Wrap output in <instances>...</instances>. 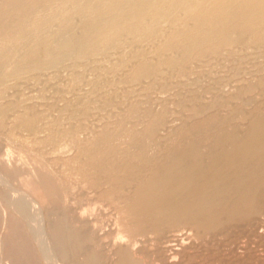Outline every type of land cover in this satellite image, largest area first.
I'll use <instances>...</instances> for the list:
<instances>
[{
  "label": "rangeland",
  "instance_id": "374dc122",
  "mask_svg": "<svg viewBox=\"0 0 264 264\" xmlns=\"http://www.w3.org/2000/svg\"><path fill=\"white\" fill-rule=\"evenodd\" d=\"M77 1L28 0L21 6L22 18L19 15L9 29L0 24V264H264V188L262 196L257 190L255 200L238 205L251 204L246 217L223 215L208 226L195 216L181 224L180 216L172 213L147 223L131 209L138 185L156 182L171 158L183 156L172 171L176 176L187 172L196 158L205 159L203 169L208 170L212 161L231 151L226 134L255 131L254 142L263 141L264 21L247 30L235 25L237 33L226 32H235L236 38L230 37L239 36L237 42L199 57L210 47L203 43L181 65L170 67L187 37L201 31L196 10L216 12L231 0H161L153 14L146 12L141 19H133L137 13L130 10L131 0L122 8L109 0L108 17L116 15L111 23L97 25L90 45L78 49L62 43L71 49L61 51L65 33L73 34L79 22H85L76 12ZM3 3L0 0V14ZM97 9L92 13L103 18L105 13ZM122 10L128 17L120 16ZM183 29H193V34L179 37ZM146 63H153L155 70L140 74ZM245 83L249 86L240 89ZM160 115H166L165 126L170 120L180 126L170 133L162 123L151 135ZM262 157L247 165L248 175L264 172ZM204 175L194 174L193 182ZM237 178L216 184V193H208L203 206L224 205L234 183L242 180ZM46 183L53 188L42 186ZM174 231L184 234L182 245L173 241Z\"/></svg>",
  "mask_w": 264,
  "mask_h": 264
},
{
  "label": "bare ground",
  "instance_id": "6f19581e",
  "mask_svg": "<svg viewBox=\"0 0 264 264\" xmlns=\"http://www.w3.org/2000/svg\"><path fill=\"white\" fill-rule=\"evenodd\" d=\"M25 1H28V0H4V3L5 4V8L3 9V13L0 14V24L2 26V24L4 25V27L6 28L7 26L9 27V25L12 24V22H14L15 20L18 19V16L22 15V10H21V6L23 7V4ZM37 1V0H35ZM77 1V0H76ZM80 0L77 1V9H76V12L80 13L81 15H83L85 17V22L84 23H80L79 22V25L76 27V32H73L72 33H65L66 35H61V38L62 36L64 37L62 39V42L60 43L62 45V43L65 45V44H71L73 46V48H80L81 49L86 45V44H89L91 43V36L95 33V30H96V27H98L97 25L98 24H106L107 26L111 23L112 21V17L116 16L114 14V16H112L111 18L108 17V1L109 0ZM112 1V0H111ZM163 1V0H162ZM162 1L160 0H131L130 2V10L132 9L133 11L135 10L136 13H137V16L133 19H141L142 17V14L146 13V12H149L151 14H153V11L155 10V7L157 6L158 7V4L159 2L162 3ZM199 0L195 1V2H198ZM209 1V0H208ZM216 1V0H215ZM214 1V2H215ZM220 1H225V0H220ZM220 1H216L215 3H220ZM228 1V0H227ZM236 1V2H235ZM3 2V0H2ZM116 2V3H115ZM115 5L117 6L116 8H122V6H125V2L126 0H115ZM176 2V1H175ZM194 2V3H195ZM200 2V1H199ZM207 2V1H206ZM214 2L212 5H214ZM112 3V2H111ZM192 3V2H191ZM201 3V2H200ZM223 3V2H221ZM226 3V1H225ZM228 5L229 7H232L231 9L228 8L227 5H223L224 7H221V5H218L219 7H221L219 10L218 7L216 9L217 11L216 12H206L208 9L206 10H203L201 11L200 10V7H199V4L198 3H195V4H192V5H198L197 7H199V10L201 11V13H197L198 12V9L196 10L194 6H192L194 10H196V14H199L201 15L200 17L202 18V22L200 23L198 20V23H200V26L198 27V29H200L201 33L198 31L196 34L194 33V38L191 36V37H187L189 39L188 42L184 41V43H186V45H184L183 49L180 50V52L178 51V53H180V56L177 58L175 57L174 59H170V64L171 66L170 67H176L175 65H181L182 61L184 59H186L187 56H189L190 53L193 52V50H196L197 51V47L198 46H201V44L203 43H207V44H210V47L208 50H203V52L199 55V57L201 56H204L205 54H216L218 53L221 49L223 48H226L230 45H232L235 41L237 42V39L239 36H237V39L235 40L234 38V35L235 32H236V28L234 29L233 27H235V25H239V26H242L243 28H245L246 26H250L252 25L253 23H256V22H263L264 20V0H231L230 2H227L226 4H229ZM26 4V3H25ZM56 4V3H55ZM172 4H174V1L172 2ZM179 3H176L175 5L179 7L178 5ZM184 4V3H183ZM186 4V3H185ZM224 4V3H223ZM112 5V4H111ZM114 5V4H113ZM112 5V6H113ZM160 5V4H159ZM203 5V4H202ZM187 6V5H186ZM211 6V5H210ZM217 6V5H216ZM215 5L213 7H216ZM227 6V7H225ZM3 7V6H2ZM40 7V6H39ZM205 7V6H204ZM25 8V7H24ZM42 8V6H41ZM94 8H98L104 15L103 18H100V17H97V16H94V14L92 13V11L94 12L95 10H93ZM115 8V9H116ZM225 8L229 9V10H225ZM97 9V10H98ZM159 9V8H158ZM163 9V8H162ZM161 9V10H162ZM202 9V8H201ZM205 9V8H204ZM213 9V8H212ZM25 10V9H24ZM172 10V9H171ZM185 10V9H184ZM187 10V9H186ZM211 10V8H210ZM209 10V11H210ZM99 11V12H100ZM111 11V10H110ZM123 11V10H122ZM122 11H120V13H122ZM157 11V10H156ZM156 11L154 13H156ZM177 11V10H176ZM116 12V11H115ZM113 12V13H115ZM124 12L126 11H123L121 15H124ZM161 12V11H160ZM181 12V11H180ZM180 12H179V15H180ZM73 13V11H72ZM98 13V12H97ZM112 13V12H111ZM117 13V12H116ZM119 13V12H118ZM130 13V12H129ZM148 13V14H149ZM165 13V12H164ZM192 13V12H191ZM29 14V13H28ZM63 14V13H62ZM70 14V13H69ZM92 14V16H91ZM127 14V12L125 13ZM133 14V13H132ZM163 14V13H162ZM168 14V13H167ZM177 14V12H176ZM184 14V13H183ZM190 14V13H189ZM136 15V14H135ZM146 15V14H144ZM157 15V14H156ZM160 15V14H159ZM178 15V14H177ZM198 15V16H199ZM77 16V15H76ZM119 16V17H120ZM124 16H127V15H124ZM132 16V15H131ZM130 16V17H131ZM134 16V15H133ZM196 17L197 19L199 17ZM25 17V16H23ZM118 17V16H117ZM118 17V18H119ZM128 17V16H127ZM170 17V16H169ZM174 17V16H173ZM22 18V16L20 17ZM26 18V17H25ZM66 18V17H65ZM69 18V17H68ZM121 18V17H120ZM119 18V19H120ZM126 18V17H125ZM188 18V17H187ZM123 20H126L124 19V17L122 18ZM166 19V18H165ZM177 19V18H176ZM121 20V19H120ZM66 21V20H65ZM75 21V20H74ZM81 21V20H79ZM117 22L119 20H116ZM169 21V20H168ZM171 21V20H170ZM182 21V19H181ZM195 21V22H196ZM121 22V21H120ZM131 22V21H130ZM134 23V21H132ZM136 22V20H135ZM145 22V21H143ZM183 22V21H182ZM46 23V22H45ZM119 23V22H118ZM124 23V22H123ZM63 24V23H62ZM116 24V23H114ZM113 24V25H114ZM120 24V23H119ZM118 24V25H119ZM142 24V23H141ZM165 24V23H164ZM197 24V23H196ZM259 24V23H258ZM74 25V24H73ZM123 25V24H122ZM160 25V24H159ZM199 25V24H198ZM124 26V25H123ZM136 26V25H135ZM194 26H196L194 24ZM239 26H236V27H239ZM260 26V25H259ZM264 26V25H263ZM7 27V28H8ZM117 27V26H115ZM129 27V26H128ZM131 27V25H130ZM134 27V26H133ZM254 27V26H253ZM4 28V29H5ZM113 28V27H112ZM127 28V27H126ZM182 28V27H181ZM240 28V27H239ZM9 29V28H8ZM66 29V28H65ZM132 29V28H130ZM129 29V30H130ZM137 29V28H136ZM194 29V27H193ZM193 29L190 31V29L187 31H185L183 29V31H181V33H179V37H185L186 38V34H190ZM233 30L235 31L232 35L233 37L230 35H227L228 30ZM238 29V28H237ZM246 29V28H245ZM249 29V28H248ZM259 29V28H258ZM3 30V29H2ZM68 30V29H67ZM73 30V29H72ZM138 30V29H137ZM151 30V29H150ZM197 30V29H195ZM194 30V31H195ZM244 30V29H243ZM247 30V29H246ZM66 31V30H64ZM190 31V32H189ZM232 31V32H233ZM257 31V30H256ZM1 32V31H0ZM16 32V31H15ZM35 32V31H34ZM98 32V31H97ZM154 32V31H153ZM238 32V31H237ZM236 32V33H237ZM242 32V31H241ZM3 33V32H2ZM63 33V34H64ZM120 33V32H119ZM200 33V34H198ZM230 33V32H229ZM26 34V33H25ZM102 34V33H101ZM108 34V32H107ZM110 34V32H109ZM112 34V33H111ZM121 34V33H120ZM146 34V33H145ZM165 34V33H164ZM193 34V33H192ZM190 34V35H192ZM16 35V34H15ZM98 35V34H97ZM153 35V34H152ZM188 35V36H190ZM197 35V36H196ZM240 35V34H239ZM242 35V33H241ZM8 36V35H7ZM26 36V35H25ZM244 36V34L242 35V37ZM48 37V35H47ZM53 37V36H52ZM60 37V36H58ZM178 37V38H179ZM176 38V36H175ZM261 38V37H260ZM60 39V38H59ZM101 39V38H100ZM140 39V38H139ZM183 39V38H181ZM242 39V38H241ZM46 40V39H45ZM58 40V39H56ZM171 40V39H170ZM184 40V39H183ZM261 40H264V36L261 38ZM260 40V41H261ZM55 41V40H54ZM66 43H64V42ZM111 41V40H110ZM109 41V42H110ZM130 41V40H128ZM56 42V41H55ZM139 42V41H138ZM149 42V41H148ZM177 42V41H176ZM264 42V41H263ZM45 43V42H44ZM98 43V42H97ZM167 43V42H166ZM179 43V42H178ZM59 44L58 41L56 43V45ZM177 44V43H176ZM175 44V45H176ZM39 45L36 44V46ZM44 45H47V44H44ZM59 46L62 51V48H69V45L67 47H63L62 46ZM70 45V46H71ZM112 45V44H111ZM121 46V45H120ZM149 46V45H148ZM177 46V45H176ZM174 47V48H177V47ZM19 47V46H18ZM53 47V46H52ZM62 47V48H61ZM90 48V47H89ZM105 48V47H104ZM123 48V47H122ZM169 48V47H168ZM182 48V47H181ZM230 48V47H229ZM32 49V48H31ZM37 48H34V50H36ZM55 49H58L57 47L54 48L53 50L55 51ZM71 49V47L69 48ZM68 49V50H69ZM87 49V48H86ZM91 49V48H90ZM113 49V48H112ZM178 49H180L178 47ZM176 49V50H178ZM52 50V49H51ZM168 50V49H167ZM202 50V49H201ZM28 51V50H27ZM42 51V50H41ZM59 51V50H58ZM81 51V50H80ZM149 51V50H148ZM37 52V51H36ZM57 52V51H55ZM88 52V51H87ZM139 52V51H138ZM142 52V51H141ZM161 52V51H160ZM260 52V51H259ZM32 53V51H31ZM34 53V52H33ZM41 53V52H40ZM51 53V51H50ZM49 53V54H50ZM118 53V52H117ZM145 53V52H144ZM194 53V52H193ZM196 53V52H195ZM235 53V52H234ZM18 54V53H17ZM30 54V53H29ZM48 54V52H47ZM48 54V55H49ZM54 54V53H52ZM51 54V55H52ZM57 54V53H56ZM101 54V53H100ZM154 54V53H153ZM166 54V53H165ZM197 54H199L197 52ZM196 54V55H197ZM228 54V53H227ZM1 55V54H0ZM39 55V54H38ZM80 55V54H79ZM117 55V54H116ZM142 55V54H141ZM179 55V54H178ZM195 55V56H196ZM41 56V55H40ZM46 55H44L45 57ZM59 56L60 57H63V56H60V55H57V57ZM69 56V55H68ZM168 56V55H167ZM191 56V55H190ZM189 56V57H190ZM208 56V55H207ZM232 56V55H231ZM20 57V56H19ZM54 56H52L51 59H55V57L53 58ZM85 57V56H84ZM111 57V56H110ZM150 57V56H149ZM166 58V56H164ZM188 57V58H189ZM197 57V56H196ZM22 57H20V59H22ZM26 58V57H25ZM69 58V57H68ZM187 58V59H188ZM236 58V57H235ZM36 59V58H35ZM57 60H59L58 58H56ZM62 59V58H61ZM81 59V58H80ZM103 59V58H102ZM217 59V58H216ZM24 60V59H23ZM46 60V59H45ZM50 60V59H49ZM159 60V59H158ZM161 60V59H160ZM19 61H22V60H19ZM36 61V60H35ZM61 61V60H60ZM146 61V60H145ZM168 61V60H167ZM45 62V61H43ZM49 63V61H46L45 63ZM57 62V61H56ZM164 62V61H163ZM24 63V62H23ZM26 63V62H25ZM24 63V64H25ZM44 63V64H45ZM54 64H56L55 62H53ZM62 63V62H61ZM165 63V62H164ZM169 63V62H168ZM167 63V65H168ZM185 63V62H184ZM205 63V62H204ZM230 63V62H229ZM35 64V63H34ZM37 64V63H36ZM59 64V63H58ZM159 64V63H158ZM156 64V65H158ZM166 64V63H165ZM169 64V65H170ZM41 65V64H40ZM39 65V66H40ZM22 66V65H21ZM24 66V65H23ZM25 66L27 67V64H25ZM35 66V65H34ZM121 66V64H120ZM20 67V66H19ZM33 67V66H32ZM36 67V66H35ZM159 67V65H158ZM186 67V66H185ZM184 67V68H185ZM21 68V67H20ZM39 69V67H37ZM35 68V69H37ZM156 66L152 63H146L144 64L140 69V74H146L147 72L150 73V72H153L155 70ZM10 69V68H9ZM125 69V68H124ZM21 70V69H20ZM33 70V69H32ZM157 70V69H156ZM161 70V69H160ZM163 70V69H162ZM171 70V69H170ZM109 71V69H108ZM183 71V70H182ZM104 72V71H103ZM127 74V73H126ZM11 75V74H10ZM139 75V74H138ZM147 75V74H146ZM158 75V74H157ZM253 75V74H252ZM35 76V75H34ZM135 76V75H134ZM101 77V76H99ZM97 77V78H99ZM159 77V76H158ZM199 77V76H198ZM232 77V76H231ZM79 78V77H78ZM124 78V77H123ZM198 79V78H197ZM196 79V80H197ZM225 79V77H224ZM79 80V79H78ZM131 80V79H130ZM145 80V79H144ZM241 80V79H240ZM239 80V81H240ZM154 81V80H153ZM225 81V80H224ZM6 83V82H5ZM145 83V82H144ZM240 83V82H239ZM236 84V83H235ZM247 85H242L240 87V85H237L240 87V89L242 88H245L247 86H249L248 83H245ZM110 86V85H109ZM132 86V85H131ZM137 86V85H136ZM259 86V85H258ZM107 87V86H106ZM112 87V86H111ZM227 87V86H226ZM254 87V86H253ZM153 88V87H152ZM160 89V88H159ZM220 89V88H219ZM226 89V88H225ZM233 89V88H232ZM109 90V89H108ZM116 90V88H115ZM231 90V89H230ZM234 90V89H233ZM233 90H231L230 92H233ZM237 90V89H236ZM120 91V90H119ZM128 91V90H127ZM136 91V90H135ZM242 91V90H241ZM254 91V90H252ZM235 92V91H234ZM240 92V91H239ZM111 93V91H110ZM241 93V92H240ZM245 93V91H244ZM5 94V93H4ZM220 94V93H219ZM224 94V93H223ZM236 96H237V93H235ZM105 95V94H104ZM114 95V94H113ZM229 95V94H228ZM112 96V94H111ZM164 96V95H163ZM129 97V96H128ZM151 97V96H150ZM227 97V96H225ZM228 98V97H227ZM252 98V97H251ZM146 99V98H145ZM247 99V98H246ZM249 99V98H248ZM85 100V99H84ZM157 100V99H156ZM210 100V99H209ZM109 101V100H108ZM120 101V100H119ZM228 101V100H227ZM140 102V101H139ZM170 103V102H169ZM176 103V102H175ZM88 104V103H87ZM136 104V103H135ZM234 105V104H233ZM136 106V105H135ZM205 107V106H204ZM135 108V107H134ZM206 108V107H205ZM119 109V108H118ZM122 110V109H121ZM141 111V110H140ZM34 112V111H32ZM134 112V111H133ZM145 114V113H144ZM263 114V113H262ZM164 115V114H163ZM153 116V115H152ZM161 116V115H160ZM32 117V116H31ZM105 117V116H104ZM158 117V116H157ZM166 118V115L164 116ZM207 117V116H206ZM112 118V117H111ZM163 118V116H161L160 118L157 119V122L154 123V125L152 126L151 128V132L152 133L151 135H153L160 127V125H162V123H164V127L165 130H168L170 132V130H173V129H177L176 127L180 126L178 125L175 120H170V124L168 123V125L166 124L165 126V121L167 119ZM261 118V117H260ZM134 119V117H133ZM170 119V118H169ZM197 120V119H196ZM195 120H193L194 122ZM136 122V121H135ZM139 122V121H138ZM190 122V120H189ZM260 123V122H259ZM191 124V123H190ZM261 124H262V129L264 128V117L262 118L261 120ZM260 124V125H261ZM65 125V124H64ZM149 125V124H148ZM162 125V126H163ZM178 125V126H177ZM113 126V125H112ZM132 126V125H131ZM149 127V126H148ZM189 128V127H188ZM236 128V127H235ZM72 129V128H71ZM147 129V128H146ZM161 129V128H160ZM121 131V130H120ZM132 131V130H131ZM139 131V130H138ZM173 132V131H171ZM170 132V133H171ZM248 132V131H247ZM245 132L246 134H248L247 136H243V135H239L238 132H233L232 135L231 134H228L230 136H228V138H226L227 136L225 135V139L226 141H228L231 145V151H229L228 149V152L224 153L219 159L216 160L215 158V163L212 161V165H210L211 167L209 168L208 166V170H205L203 169L204 168V165L205 162L204 160L203 161H199L198 158H196L194 155H193V159H197L198 161H195V163H192L189 167H188V171L185 172L184 174L183 173H180V174H177L176 176H174L173 174H175L174 171L177 167L180 166L181 164V161H182V157L183 156H175L173 158L170 159V164L167 169L163 170L162 173H160L157 178H155L154 181L156 182H153L150 180V184L148 185H143V184H140V186L138 185V189L135 191V194H134V202H133V205L131 206V209H132V212L133 214L137 215L139 218L141 217L142 218V221L144 222H154V221H157V220H161L162 218H165L167 216L168 218V213H172L174 215H177V216H180L181 219H179V223H188V216H195L196 220L197 218L198 219H201L202 223L206 224L207 226L208 225H212L215 221V219L219 216H238L239 214H244L245 217H246V214H247V211L251 210L252 209V206L251 204L249 205H244L242 204L241 206L243 207L242 209L241 206H238L240 203H243L245 202L246 203V200L247 199H250L252 198V200L254 199L255 200V194L257 195L258 193H255L257 190L260 191V189L262 190L264 188V172L263 173H258L260 174L258 177H253V176H250L248 175V173L251 171L250 169L246 168L247 165L251 164L253 161L255 162V160L259 159L260 157H262L263 161H264V138H263V141H260L259 144L255 143L254 142V137H255V131H252L250 133H247ZM132 133V132H131ZM161 133V132H160ZM159 133V134H160ZM164 133H166V131H164ZM184 133V132H183ZM258 133V132H257ZM169 134V133H168ZM262 135H264L263 133V130H262ZM166 135V134H165ZM221 135V134H220ZM129 136V135H128ZM162 136V135H161ZM64 137V136H63ZM108 137V136H107ZM151 137V136H150ZM155 137V136H154ZM165 137V136H164ZM264 137V136H263ZM81 138V137H80ZM98 138V137H97ZM163 138V136H162ZM257 138V136H256ZM259 138V136H258ZM128 139V138H127ZM224 139V140H225ZM262 139V137H261ZM260 139V140H261ZM129 140V139H128ZM222 140V139H221ZM113 141V140H112ZM127 141V140H126ZM164 142V141H163ZM79 143V142H78ZM104 143V142H103ZM214 143V142H213ZM217 143V142H216ZM85 144V143H84ZM100 144V143H99ZM120 144V143H119ZM133 144V143H132ZM188 144V143H187ZM75 145V144H74ZM117 145V144H115ZM216 145H219V143H217ZM107 146V144H106ZM160 146V145H158ZM214 146V145H213ZM212 146V147H213ZM222 145L220 146H216V149L219 147L221 148ZM195 148V147H194ZM110 149V148H109ZM192 149V148H191ZM210 149V148H209ZM107 150V149H106ZM111 150V149H110ZM184 150V149H183ZM187 150V149H186ZM186 150H184L183 152H185ZM100 151V150H99ZM139 151V150H138ZM115 152V151H113ZM182 152V150H181ZM193 152V150H192ZM214 152V150H213ZM212 152V153H213ZM220 152V151H219ZM218 152V153H219ZM78 153V152H77ZM111 153V152H110ZM186 153V152H185ZM191 153V151H190ZM189 153V154H190ZM216 153V152H215ZM108 154V153H107ZM206 154V153H205ZM154 155V154H153ZM178 155V154H177ZM182 155V154H181ZM208 155V154H207ZM217 155V154H216ZM198 156V155H196ZM201 156V155H199ZM203 156V155H202ZM96 157V156H95ZM137 157V156H136ZM192 157V156H191ZM182 158V159H181ZM202 157H200L201 159ZM117 159V158H116ZM193 159L191 158V160L193 161ZM214 160V159H213ZM208 161V160H207ZM257 163V162H256ZM166 164V166H167ZM185 164V163H184ZM210 164V163H209ZM255 164V163H254ZM258 164V163H257ZM256 164V165H257ZM260 164V163H259ZM187 166V165H186ZM259 166V165H258ZM261 166V165H260ZM206 167V169H207ZM246 168V169H244ZM264 168V167H263ZM113 169V168H112ZM243 169V170H241ZM253 169V167L251 168ZM254 170V169H253ZM258 170V169H257ZM200 171H203L205 173L204 176H200V178H202L201 180L197 181V182H193V176L194 174L198 173ZM263 171V170H262ZM121 172V171H120ZM130 172V171H129ZM176 172V171H175ZM246 173V175L243 176V174ZM126 173V172H125ZM135 173V172H133ZM252 173H254L252 171ZM122 174V173H121ZM262 174V175H261ZM202 175V174H201ZM232 175V176H231ZM135 176V175H133ZM140 176V175H139ZM170 176V178L168 179V181H165L166 178ZM196 176V175H195ZM231 176V177H230ZM233 176H237L238 178L239 177H242V180L240 181L238 178V182L237 184L234 183V193L229 196L227 199H225L226 201L224 202V205H221V206H216L215 204L208 207L207 205L206 206H203V202L204 200L207 198V195L208 193L213 194V193H216V189H214L215 185L216 184H219V183H225L226 180H229L230 178H232ZM257 176V174H256ZM94 177V176H93ZM129 177V176H128ZM137 177V176H136ZM197 177V176H196ZM42 176H41V180H42ZM247 178L246 180H243ZM99 179V178H98ZM125 180V178H122ZM121 179V180H122ZM139 179V178H138ZM241 179V178H240ZM48 180V179H47ZM131 181V180H130ZM48 182V181H47ZM53 182V181H52ZM235 182V181H234ZM49 183V182H48ZM132 183V182H131ZM146 183V182H144ZM227 183V182H226ZM43 184V183H42ZM51 184V183H50ZM49 184V185H50ZM92 184L94 186H99L98 182L97 181H94L92 182ZM130 184V183H128ZM133 184V183H132ZM131 184V186H134V184L136 185V183H134L133 185ZM52 185V184H51ZM54 185V184H53ZM56 185V184H55ZM54 185V186H55ZM44 187L47 186V183L45 185H42ZM126 185L123 186V188H125ZM232 186V188H233ZM52 187V186H51ZM51 187H46L47 189L51 190ZM226 187V186H225ZM53 188V187H52ZM220 188V187H219ZM224 188V187H223ZM212 190V191H211ZM223 190V189H221ZM231 191V192H232ZM226 192V191H225ZM224 193V192H223ZM229 194V193H228ZM261 191H260V195H261ZM209 195V196H210ZM259 195V196H260ZM209 196H208V199H209ZM262 196V195H261ZM211 198H213V196H211ZM210 198V201H212ZM217 198V197H216ZM259 198V197H258ZM257 198V199H258ZM264 199V198H263ZM261 200H262V197H261ZM260 200V201H261ZM20 201V200H18ZM17 201V202H18ZM208 201V200H207ZM219 201V200H218ZM218 201L216 204H218ZM251 201V200H250ZM188 203H193V206L192 208H188L186 207V205ZM210 203V202H209ZM17 204V203H16ZM21 204V202H20ZM23 204V203H22ZM255 204V203H254ZM220 205V204H219ZM256 205V204H255ZM258 205V204H257ZM23 206V205H22ZM240 207V208H238ZM257 207V206H256ZM259 207V205H258ZM27 209V208H26ZM252 213V212H251ZM83 216V215H82ZM240 216V215H239ZM238 216V217H239ZM255 216V215H254ZM244 217V218H245ZM178 218V217H177ZM231 218V217H230ZM229 218V219H230ZM123 219V218H122ZM173 221V220H172ZM176 221V220H175ZM200 221V222H201ZM162 222V221H161ZM170 222V221H168ZM86 223V222H85ZM160 223V222H159ZM181 223V224H182ZM201 223V224H202ZM156 227V226H155ZM177 227V226H176ZM178 232V231H176ZM175 233V231H174ZM184 234L181 232L180 233H175L174 235H172L173 237V241L176 242V244L178 243L179 245H182L184 242H185V238L183 236ZM186 235V234H185ZM69 240V239H68ZM152 240V239H151ZM155 242V240H154ZM153 243V242H152ZM187 243V242H186ZM176 250V249H175ZM158 252V251H157ZM131 256V255H130ZM170 259V258H169ZM173 260V259H172ZM126 264H137L135 263L134 261H130V260H127L126 261ZM139 264V263H138Z\"/></svg>",
  "mask_w": 264,
  "mask_h": 264
}]
</instances>
